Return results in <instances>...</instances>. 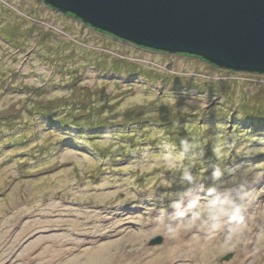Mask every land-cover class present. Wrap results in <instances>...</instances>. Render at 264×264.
<instances>
[{
    "label": "rangeland",
    "instance_id": "obj_1",
    "mask_svg": "<svg viewBox=\"0 0 264 264\" xmlns=\"http://www.w3.org/2000/svg\"><path fill=\"white\" fill-rule=\"evenodd\" d=\"M222 193L243 224L195 227ZM157 262L264 264V76L0 0V264Z\"/></svg>",
    "mask_w": 264,
    "mask_h": 264
},
{
    "label": "water",
    "instance_id": "obj_2",
    "mask_svg": "<svg viewBox=\"0 0 264 264\" xmlns=\"http://www.w3.org/2000/svg\"><path fill=\"white\" fill-rule=\"evenodd\" d=\"M38 1L140 49L192 56L217 69L264 76V0ZM161 242L153 238L149 245Z\"/></svg>",
    "mask_w": 264,
    "mask_h": 264
},
{
    "label": "clouds",
    "instance_id": "obj_3",
    "mask_svg": "<svg viewBox=\"0 0 264 264\" xmlns=\"http://www.w3.org/2000/svg\"><path fill=\"white\" fill-rule=\"evenodd\" d=\"M219 171L214 172L215 177H220ZM191 180V177H187ZM213 195L212 193H209ZM243 196L233 193H222L208 201L203 211H198L194 220V226L208 232H217L231 225L229 230L237 229L243 224V205L240 201Z\"/></svg>",
    "mask_w": 264,
    "mask_h": 264
},
{
    "label": "flooded vegetation",
    "instance_id": "obj_4",
    "mask_svg": "<svg viewBox=\"0 0 264 264\" xmlns=\"http://www.w3.org/2000/svg\"><path fill=\"white\" fill-rule=\"evenodd\" d=\"M31 1H32L33 4H35L36 8H39V9L42 10V13H46L47 15H50V16L53 15V17L56 16V15H57V16H60L61 18L66 19V20H68V21L71 22V23H74L75 25H81V26H83L84 28L89 29V30L92 31L93 33H96V34L101 35V36H103V37H107V38H109V39H111V40H113V41H117V40H115V39H113V38H111V37H109V36H107V35H105V34H103V33H100V32H98V31L93 30L92 28L86 26V25L83 24L82 22L76 20V19H75L73 16H71V15L63 14V13H60V12H58V11H56V10H53L52 8L47 7L46 5H44L42 2H40V1H38V0H37V1H36V0H31ZM41 24H44V23H41ZM60 32H61V31H60ZM117 42H120V41H117ZM120 43H122V44H127V43H123V42H120ZM127 45H130V44H127ZM133 47H134V46H133ZM135 48H137V47H135ZM137 49H139V50H141V51H145V52L153 53V54H158V55H172V54H166V53L154 52V51H150V50H144V49H140V48H137ZM172 56H177V57L187 58V59H194V60H197V61L202 62L200 59H198V58H196V57H192V56H186V55H172ZM202 63H204V62H202ZM205 64H206V63H205ZM211 68H214V67L211 66ZM214 69H217V68H214Z\"/></svg>",
    "mask_w": 264,
    "mask_h": 264
},
{
    "label": "bare ground",
    "instance_id": "obj_5",
    "mask_svg": "<svg viewBox=\"0 0 264 264\" xmlns=\"http://www.w3.org/2000/svg\"><path fill=\"white\" fill-rule=\"evenodd\" d=\"M188 242H190V244H195L196 243V241H195V239H191V240H189ZM167 247H169L168 245H167ZM182 247V245H179V244H176V246H175V248L174 249H180ZM199 247H197V249H198ZM175 253H177V252H179V251H177L176 252V250L174 251ZM156 264H162V262H157ZM164 264H167V263H164Z\"/></svg>",
    "mask_w": 264,
    "mask_h": 264
}]
</instances>
